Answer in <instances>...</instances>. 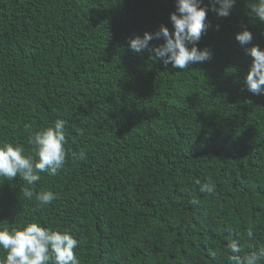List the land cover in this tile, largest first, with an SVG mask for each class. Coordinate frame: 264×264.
<instances>
[{"label": "trees", "instance_id": "16d2710c", "mask_svg": "<svg viewBox=\"0 0 264 264\" xmlns=\"http://www.w3.org/2000/svg\"><path fill=\"white\" fill-rule=\"evenodd\" d=\"M247 5L209 11L198 47L214 57L180 70L128 47L171 32L175 0H0V141L34 155L30 133L66 122L56 175L0 178V228L68 231L79 264H230L232 239L264 247V95L234 38L244 25L264 48V23ZM44 190L57 198L41 207Z\"/></svg>", "mask_w": 264, "mask_h": 264}, {"label": "clouds", "instance_id": "9594fccd", "mask_svg": "<svg viewBox=\"0 0 264 264\" xmlns=\"http://www.w3.org/2000/svg\"><path fill=\"white\" fill-rule=\"evenodd\" d=\"M236 2L208 0V4L202 6L204 0H175V11L169 16L172 31L161 24L155 32L129 37L128 47L136 54L147 51L155 61L180 70L193 64L211 62L213 50L198 47L201 37L211 26L207 14L211 11L220 18H227ZM247 6L248 15L264 23V0H248ZM216 30H219V25ZM234 38L245 54L252 58L245 76L246 90L253 95H264V48L253 44L254 35L247 26L241 25ZM153 40L162 43L153 46ZM65 128L66 122L56 119L50 125L32 131L29 143L34 149V155H26L20 145L0 141V178L11 180L19 175L31 186L41 179L40 173L56 175L66 159ZM79 158H85V153H79ZM200 191L213 194L215 185L210 181L205 182ZM24 194L28 198L33 197V192L28 188L24 189ZM56 198V194L49 190L35 195L41 207L51 204ZM197 203V200H192V204ZM246 235L249 240L255 239L251 227ZM77 244L78 241L68 231L52 230L35 221H27L19 227L0 228V249L5 253L0 264H79L74 253ZM227 249L231 253L230 264H260L264 260V247L242 255L243 248L238 238L232 239Z\"/></svg>", "mask_w": 264, "mask_h": 264}]
</instances>
